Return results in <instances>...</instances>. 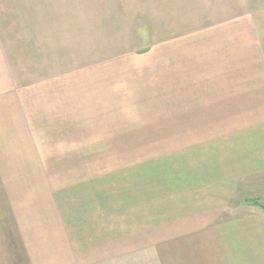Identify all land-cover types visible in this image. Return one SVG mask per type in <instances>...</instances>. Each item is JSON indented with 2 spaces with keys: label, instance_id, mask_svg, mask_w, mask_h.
I'll return each mask as SVG.
<instances>
[{
  "label": "rangeland",
  "instance_id": "rangeland-1",
  "mask_svg": "<svg viewBox=\"0 0 264 264\" xmlns=\"http://www.w3.org/2000/svg\"><path fill=\"white\" fill-rule=\"evenodd\" d=\"M94 1L0 0V57L13 86L1 107L14 109L15 90L31 77L53 81L55 90L61 81L70 85L65 104L47 106L35 121L26 113L21 125L15 111L0 112V264H107L97 262L105 252L119 264H144L139 257L126 263L125 254L158 240L178 241L182 250L163 248L178 253L170 264H264V0H240V8L232 0L214 23L193 6L201 0H182L192 24L182 30L192 38L183 41L193 49H179L175 63H199L195 55L204 48L224 56L215 63L245 67L226 73L231 88L200 89L197 104L178 97L175 82L159 84V57L150 60L158 42L142 18L130 21L148 2L111 0L120 20L113 65L150 64L151 71L128 78L135 94L120 92L108 105L119 110L82 119V54L95 48L99 26ZM202 18V33L220 36L208 45L193 31ZM129 41L132 59L123 57ZM104 241L113 248L97 247ZM163 249H151L147 264H164L157 254Z\"/></svg>",
  "mask_w": 264,
  "mask_h": 264
},
{
  "label": "crops",
  "instance_id": "crops-1",
  "mask_svg": "<svg viewBox=\"0 0 264 264\" xmlns=\"http://www.w3.org/2000/svg\"><path fill=\"white\" fill-rule=\"evenodd\" d=\"M147 1L148 4H146L143 7V12H141V15L133 16V19L130 20L131 22L135 23L136 18H142V23L148 27V31L151 32V38L157 40L158 44L156 46L157 49H154L150 60H153V57L155 54L159 57V63L157 64V73H160L159 77V84L163 86V81H165V86H169L168 84L174 83V88L177 90L176 94L179 93L181 97L184 96H190V104H197L199 102V93L200 89H207V88H231V80L229 77L230 74L226 73H232V72H241L245 70V67H240L239 64H234L233 66L231 64L221 63H215L216 55L217 58H221L224 56H221L219 54L209 55L204 51V48H201L195 55L196 59L199 61V63H191V64H183V63H175L176 58H174L173 54H182V52L179 53V49H182V47H185L186 50L190 51L193 48H190L189 45L193 46V44L187 42L184 43V38L187 40H190L192 37H184L182 36V30H184L188 27L189 29H192L191 21L188 19V14L186 11V17L184 18V13L182 11V0H144ZM237 3L238 8H240V0H233ZM95 7L96 9L93 12L94 19L96 23L98 22L99 26H97L96 36L95 39V48L90 49L89 54H85L86 51H83L82 56V97H84L82 100V119H88L91 118L92 115L86 116L83 114L87 113H96L98 112L102 113L104 111H110V112H116L119 110L118 105L116 107L108 106L111 105L113 101H116V104L118 103L117 100L119 99V94L121 92L122 97L133 96L135 93L133 89L129 86L131 84L130 81H128V78H136L142 79L146 78L148 74L143 75H134L136 72L142 73L141 70L150 72L151 65L145 64L143 67L145 69H142L143 67H139L137 64L132 65H125L121 67L114 66L113 64L116 63V61H120V52H119V38H120V31H119V23L120 20L119 17L115 16L117 12L115 11V7L112 5L111 0H95ZM199 3H195L194 5H198L202 8H204V11L206 13L207 18H210L208 21L210 23H214L220 18H224L223 14L225 13L224 10L230 9L232 0H201L198 1ZM119 13V12H118ZM129 13V12H128ZM126 12V14L128 15ZM110 17V20L105 21H98L99 18H108ZM217 18V19H216ZM240 19V17H238ZM230 19V18H228ZM218 22H224V19L219 20ZM225 22H231V20H227ZM205 23L204 18L198 21L195 31L197 33L196 38L200 41L199 44L203 42L205 45H208L211 42L217 41V39L220 38V36H211L205 35L202 32H205L204 30H201L202 27H204L203 24ZM200 24L201 27H200ZM207 30V29H206ZM122 32V31H121ZM231 34V33H230ZM238 34V33H237ZM236 34H231L230 37H234L237 39L238 37L235 36ZM240 36V34H238ZM245 36L242 37V41L246 42ZM237 40L241 41V37ZM186 45V46H185ZM244 45V44H243ZM239 46H241V43H238L235 45V50L239 52L237 49ZM232 46L229 47L228 51L230 53ZM85 49V48H82ZM126 54L123 56L124 58H129L134 56L133 54V46L128 42L126 45ZM228 53V54H229ZM194 54V53H193ZM239 56V55H238ZM199 57H203L202 62ZM210 58L212 60H215L213 63H209ZM3 59V58H2ZM2 59L0 57V102L1 100H4L3 98L4 93L11 88L12 91V84L7 83V74L6 73V65H4V68L2 69ZM88 59L92 60V62H89ZM4 60V59H3ZM170 66V67H168ZM168 67V68H167ZM39 72V71H38ZM170 73V77L168 79L167 73ZM182 74H185L188 76V79L185 78V80L182 79ZM174 75V78H173ZM5 76V77H4ZM122 76V78L120 77ZM235 78V77H234ZM31 83L30 85H26L24 89L15 90L16 95V105L13 108H10V105L1 107L0 105V112L4 110L6 112V115H10L12 112L17 113L19 119L18 121L22 125L23 123V114L26 116V113H30V116L27 117L30 121H35V119L39 118L40 112H45L44 109L48 106L49 109L53 108L56 109L54 105L57 104H65V95H64V88L70 87L69 83H66L64 81H61L60 84H63L59 86V89L61 90H55L54 85H51L50 80H38L37 78L33 79L31 77ZM12 82V81H11ZM120 83L124 84L123 91H120ZM66 84V85H64ZM56 87V86H55ZM18 92V93H17ZM127 92V93H126ZM144 91H140V95H143ZM77 93V92H76ZM75 93V94H76ZM78 93H80L78 91ZM11 94V93H10ZM190 94V95H189ZM55 96V97H54ZM116 97V100L112 97ZM29 98V105H26ZM57 99V100H56ZM5 101V100H4ZM60 101V102H59ZM184 100H180V102H183ZM68 110H69V103H67ZM29 107V111H28ZM22 108L24 110H22ZM27 109V110H26ZM23 111V112H22ZM46 117V116H45ZM43 118V120L47 119ZM65 118V117H62ZM95 118V116H93ZM101 118V117H99ZM11 120V118L9 119ZM30 125L32 127V132L38 128L37 124H34L33 122H30ZM31 131V128H30ZM16 133V132H15ZM12 133L10 136H16L17 133ZM35 135L38 134L37 131L33 132ZM3 134V135H2ZM9 134V133H8ZM48 134V133H47ZM2 136H4V133H1ZM55 135V133H53ZM6 136V135H5ZM5 142V140H3ZM1 143V142H0ZM17 144V143H13ZM6 145V144H5ZM260 167L261 166H257ZM263 167V166H262ZM256 168V167H255ZM248 204V203H246ZM245 204V205H246ZM252 205L253 204H248ZM31 234L34 237H40L36 233V229H32ZM36 239V238H33ZM182 242V241H180ZM174 243L175 246H172ZM79 244V243H78ZM76 244L77 247L80 245ZM72 243L69 242V247H72ZM111 247L113 248V245L110 243L108 245L107 241L101 242L98 244L97 247ZM64 247V246H63ZM116 247V246H115ZM133 247H135L131 251H127L126 257L127 262L137 261L138 257L142 259L144 264L148 263V259H150L151 249L154 248H161V249H167L168 247L175 248L176 250H182L179 247L178 241H168L163 242L162 240L152 241V242H142L138 244H133ZM182 248V247H181ZM158 251L157 254H159V258L165 260L164 264H170L167 263V258L171 259V256H177V252L170 254H167L165 250ZM102 255V252L100 253ZM179 255L180 254L179 252ZM104 256V257H103ZM101 257L100 260L97 262H106L107 264H119L117 261V257L115 258L116 254L113 253H107ZM114 259V262L111 260ZM147 260V261H146ZM58 263V262H57ZM56 264V263H55ZM163 264V262L161 263ZM175 264H177V261H175Z\"/></svg>",
  "mask_w": 264,
  "mask_h": 264
},
{
  "label": "trees",
  "instance_id": "trees-1",
  "mask_svg": "<svg viewBox=\"0 0 264 264\" xmlns=\"http://www.w3.org/2000/svg\"><path fill=\"white\" fill-rule=\"evenodd\" d=\"M255 202H256V201H253V202H250V203L248 202V204H254Z\"/></svg>",
  "mask_w": 264,
  "mask_h": 264
},
{
  "label": "water",
  "instance_id": "water-1",
  "mask_svg": "<svg viewBox=\"0 0 264 264\" xmlns=\"http://www.w3.org/2000/svg\"><path fill=\"white\" fill-rule=\"evenodd\" d=\"M256 204H258V202H255ZM261 207H264L262 204H260Z\"/></svg>",
  "mask_w": 264,
  "mask_h": 264
}]
</instances>
